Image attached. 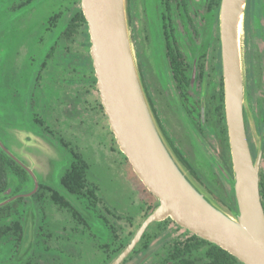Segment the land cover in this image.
I'll return each mask as SVG.
<instances>
[{
    "label": "rangeland",
    "instance_id": "obj_1",
    "mask_svg": "<svg viewBox=\"0 0 264 264\" xmlns=\"http://www.w3.org/2000/svg\"><path fill=\"white\" fill-rule=\"evenodd\" d=\"M150 3L146 0V5ZM80 6L81 0H0V147L26 170L24 177L8 171V188L13 196L5 204L17 208L21 215L23 238L18 249L11 241L0 244V264H23L26 260L33 264H99L95 254L99 255L100 244L113 234L121 237L123 243L129 242L158 202L120 150L107 116L100 105L97 107L100 98L94 86L89 87L88 80L83 79L89 73L86 35L81 28L69 36L64 33ZM126 9L135 64L136 29L140 50L150 60L145 0H126ZM151 32L155 35L152 28ZM241 53L244 105L249 110L256 157L261 144L249 109L247 57L257 68V79H261L264 0L246 1ZM175 134L200 174V180L190 174L194 183L233 215L234 190L222 173L224 170L230 175L219 163L216 140L200 138L196 143L179 128ZM72 151L88 165L87 181L96 187L99 198L95 205L87 198L69 194L60 184L61 176L74 160ZM35 181L62 193L81 219L51 201L45 189L29 194ZM3 196L0 193V202L4 201ZM14 217L4 219L10 222ZM159 228L155 223L147 227L151 240L146 248L137 246L138 251L132 256L137 264H162L169 246L191 232L174 220L162 230ZM142 248L146 251L142 252Z\"/></svg>",
    "mask_w": 264,
    "mask_h": 264
},
{
    "label": "water",
    "instance_id": "obj_2",
    "mask_svg": "<svg viewBox=\"0 0 264 264\" xmlns=\"http://www.w3.org/2000/svg\"><path fill=\"white\" fill-rule=\"evenodd\" d=\"M246 1L220 0L219 9L225 116L233 176L230 178L224 170L222 173L234 190L236 205L230 215L194 183L154 118L134 60L126 0H81L90 35L96 86L107 122L132 169L158 201L109 264H119L134 249L151 223L168 217L225 249L243 264H264L259 154L254 160L243 116L246 92L241 29ZM37 187L35 181L29 194ZM11 199L0 202V205Z\"/></svg>",
    "mask_w": 264,
    "mask_h": 264
},
{
    "label": "flooded vegetation",
    "instance_id": "obj_3",
    "mask_svg": "<svg viewBox=\"0 0 264 264\" xmlns=\"http://www.w3.org/2000/svg\"><path fill=\"white\" fill-rule=\"evenodd\" d=\"M145 8L150 25L152 58L148 60L146 53L141 52V42L137 38L138 30L136 29L133 32L136 66L151 111L163 136L191 174L199 180L201 179L200 174L180 146L175 129L184 130L189 140L196 143L200 138L216 140L219 146L217 156L219 163L232 175L233 167L224 103L219 21L220 0H151L150 5H146L145 0ZM79 10H82L81 6L76 13ZM77 28L82 29L88 40L85 60L89 73L83 79L88 80L89 87L94 86L100 98L90 55L91 42L87 21L86 26L79 24ZM151 28L155 35L151 32ZM247 60L249 62L247 71L249 109L254 126L259 131L258 139L261 144L258 152L259 182H262L264 189V75L261 74V79H257L255 64L249 56ZM93 77L94 83L92 82ZM99 105L105 114L101 98L97 107ZM247 109L244 105L245 132L252 157L255 160L258 154L254 156L255 145L250 134V118ZM209 153L207 155L211 158ZM40 185L44 184L38 183L36 191L32 194L41 189ZM10 188L7 187L3 192V197H6L4 200L13 196ZM260 197L264 208V195L260 194ZM140 242L141 239L119 264H126L128 260L130 264H137V259L132 256L137 253V246ZM127 243H123L122 238L114 234L106 239L100 244L102 248L99 249V255L95 254L99 264H109ZM144 248L142 252L146 251ZM70 256L75 257L76 255ZM40 258L43 261L42 257Z\"/></svg>",
    "mask_w": 264,
    "mask_h": 264
},
{
    "label": "trees",
    "instance_id": "obj_4",
    "mask_svg": "<svg viewBox=\"0 0 264 264\" xmlns=\"http://www.w3.org/2000/svg\"><path fill=\"white\" fill-rule=\"evenodd\" d=\"M57 15L55 17H57ZM79 24L86 26V20L82 10H79V12L71 18L64 33H66L67 36L73 34ZM173 152L180 163L191 174L185 163L180 159V157L175 153L174 150ZM72 155L74 157V160L66 169L65 173L61 176L60 184L69 194L76 197L87 198L91 205H95L97 201H99V198L96 194V187L94 185H91L87 181L86 171L88 165L78 153L72 151ZM9 170L18 175H22L25 173L23 168L0 147V193L5 192V190L9 186L7 177ZM40 187L41 189H45L48 191L51 201H53L60 207L68 209L75 218H78V220L81 219L77 210L62 193L45 185H40ZM259 188L260 194L264 195L262 182H259ZM5 198L6 197H4L2 200H4ZM232 199L234 200V196L232 197ZM10 215H14L15 217L10 220V222H6L4 218H8ZM20 218L21 215L19 214L17 208H11V206H9L8 204L0 205V244L11 241L14 248L18 249L23 238V226ZM172 221L173 220L168 217L162 221L153 223H155L156 225H160L161 228L159 229L162 230L165 226H167L169 222ZM150 240L151 236L147 231H145L139 245H141L142 247H147V244ZM24 264H33V262L27 260ZM162 264L243 263L220 246L190 232V236L184 239L175 240L169 246L167 256L165 257Z\"/></svg>",
    "mask_w": 264,
    "mask_h": 264
}]
</instances>
